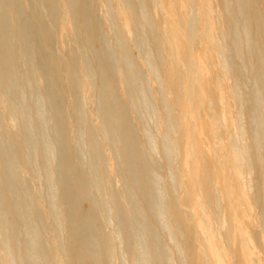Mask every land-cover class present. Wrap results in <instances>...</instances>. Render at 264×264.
<instances>
[{
    "label": "bare ground",
    "instance_id": "bare-ground-1",
    "mask_svg": "<svg viewBox=\"0 0 264 264\" xmlns=\"http://www.w3.org/2000/svg\"><path fill=\"white\" fill-rule=\"evenodd\" d=\"M0 264H264V0H0Z\"/></svg>",
    "mask_w": 264,
    "mask_h": 264
}]
</instances>
